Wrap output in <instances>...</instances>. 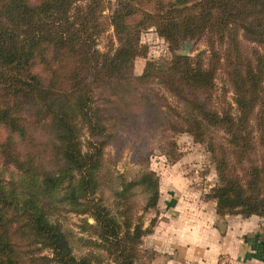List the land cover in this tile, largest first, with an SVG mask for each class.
I'll use <instances>...</instances> for the list:
<instances>
[{"label": "trees", "instance_id": "1", "mask_svg": "<svg viewBox=\"0 0 264 264\" xmlns=\"http://www.w3.org/2000/svg\"><path fill=\"white\" fill-rule=\"evenodd\" d=\"M190 1L164 0L155 6V13L146 15L170 45L208 36L207 63L200 53L174 54L162 63L148 61L136 79L154 76L178 103L167 105L178 119L174 131L207 142L218 180L204 198L215 201L216 213L264 215V160L248 166L244 177L235 172V162H240L254 144L264 145V0ZM99 3L0 0V124L11 135H25L27 127L15 112L19 107L34 116L35 124L49 119L53 154L59 155L60 161L55 168L41 166L40 170L33 154L9 150V139L2 146L20 179H0V264H148L154 257L152 250L141 247L143 236L152 231L154 218L146 225L128 210L117 218L109 207L90 197L96 188L95 171L101 166L100 150L83 151L80 130L86 125L92 136L104 133L100 119L93 117L96 109L91 96L100 87L113 89L115 83L127 80L125 68L136 54L127 36L128 3L111 18L118 45L110 52L96 49L95 38L103 29L97 15ZM239 34L259 48L245 53ZM216 43L222 47L220 51ZM221 59L232 87L234 108L217 112L210 102L216 61ZM66 91L76 97L71 107L58 94ZM215 126L225 134L218 144L209 135ZM135 184L150 193L143 209L155 207L157 177L142 173L116 193L121 196L124 192L125 196ZM45 197L54 202L65 200L70 208L93 217L94 223H84L95 236L87 240V251H72L67 234L52 219V208L43 203ZM23 239L29 240L26 250L17 253L16 242ZM42 250L47 255H34ZM144 254L146 260H142Z\"/></svg>", "mask_w": 264, "mask_h": 264}, {"label": "rangeland", "instance_id": "2", "mask_svg": "<svg viewBox=\"0 0 264 264\" xmlns=\"http://www.w3.org/2000/svg\"><path fill=\"white\" fill-rule=\"evenodd\" d=\"M85 1L77 0V3L82 4ZM163 2L164 0H100L97 15L103 29L96 36L94 46L100 52H110L118 45L111 18L118 8L128 3L127 8L130 10L131 7V11L125 20L130 25L127 36L135 47L136 54L125 68L127 80L121 81L120 84L115 83L113 89L100 87L91 96L93 108L96 109L93 117L100 119L99 122L105 128L104 133L92 136L86 125L80 130L82 150L91 152L94 147L100 150L98 156L101 166L95 171L96 188H93L90 197L109 207L117 218H121L124 210H128L127 213L131 212L134 219L140 217L146 225L150 219L154 218V221L157 219L158 199L155 207L145 211L143 208L150 193L140 184L130 185L125 196H123L124 192L121 196L116 193L125 184L137 180L142 173L150 172L153 177H157L158 185L174 182V184L193 187L196 190L195 196L198 197L200 192L201 198H204L218 180L215 161L212 159L207 142L195 141L187 132L174 131L173 127L178 124V119L167 105L177 106L176 98L164 90L154 76L145 80L136 79L142 74L148 61L162 63L174 54L195 56L200 53L203 62L207 63L210 57L208 52L210 40L205 34L179 40L175 46L170 45L168 40L156 30L146 13H155V6L158 7L159 3L164 4ZM238 41L245 53H249L252 47L260 46L244 39L241 34L238 35ZM216 44H214L215 48L220 51L222 47L219 48V44ZM39 67L37 63L35 70H40ZM58 94H61L66 106H73L76 97L71 91ZM213 94L210 106L215 111L234 108L232 87L226 78L222 59L216 61ZM24 109L19 107L15 112L19 121L27 127L25 135L15 133L12 136L10 130L0 124V179L6 181L20 179L13 161H10L9 157L6 158L2 151V146L4 147L8 139L9 150L18 151L20 154L25 152L33 154L40 170H42L41 166L55 168L60 164L59 155L55 154L54 157L53 154L50 120L35 124L34 116L26 113ZM163 114L167 120L164 119ZM209 135L216 144L223 142L225 137L220 126L211 128ZM263 160L264 145L262 144H254V148L245 153L240 162H235L234 156L231 158L233 165L235 162L236 174L242 177L245 176L244 172L248 166L260 164ZM171 173L174 175L172 176ZM176 176L177 180H175ZM168 188H164V194H169ZM42 201L52 208V219H55L67 234L72 251L76 254L87 251V240L95 239V236L86 230L87 226L84 223L85 221L94 223L93 217L70 208L65 200L54 202L45 197ZM227 215L242 219L241 230L247 233V242L251 238V243H255L257 254L254 264H264V215L238 213ZM13 237L18 240L17 233H14ZM28 242V239L16 242L19 247L17 253L26 250L24 246ZM141 247L149 249L142 243ZM34 255L37 257L47 255V252L42 250L41 253ZM142 260H146L145 254Z\"/></svg>", "mask_w": 264, "mask_h": 264}, {"label": "crops", "instance_id": "3", "mask_svg": "<svg viewBox=\"0 0 264 264\" xmlns=\"http://www.w3.org/2000/svg\"><path fill=\"white\" fill-rule=\"evenodd\" d=\"M168 183L158 186L157 219L142 239L154 252L148 264H217L222 256L227 264H254L255 243L247 242L242 219L219 215L215 202L200 192L196 197L193 187ZM167 187L169 194H164Z\"/></svg>", "mask_w": 264, "mask_h": 264}, {"label": "built area", "instance_id": "4", "mask_svg": "<svg viewBox=\"0 0 264 264\" xmlns=\"http://www.w3.org/2000/svg\"><path fill=\"white\" fill-rule=\"evenodd\" d=\"M226 256H222L221 258L218 259V263L217 264H225L226 263Z\"/></svg>", "mask_w": 264, "mask_h": 264}]
</instances>
